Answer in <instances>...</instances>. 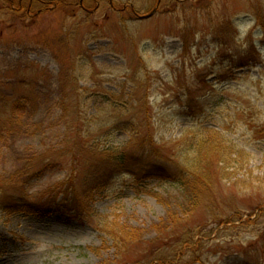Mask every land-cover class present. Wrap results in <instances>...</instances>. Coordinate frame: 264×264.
<instances>
[{
    "label": "rangeland",
    "instance_id": "rangeland-1",
    "mask_svg": "<svg viewBox=\"0 0 264 264\" xmlns=\"http://www.w3.org/2000/svg\"><path fill=\"white\" fill-rule=\"evenodd\" d=\"M41 1L24 16L0 0V190L55 199L86 171L64 148L117 150L135 128L170 170L210 134L215 180L192 212L156 168L79 211L0 205V264H264V0H162L149 19L158 0Z\"/></svg>",
    "mask_w": 264,
    "mask_h": 264
},
{
    "label": "trees",
    "instance_id": "trees-1",
    "mask_svg": "<svg viewBox=\"0 0 264 264\" xmlns=\"http://www.w3.org/2000/svg\"><path fill=\"white\" fill-rule=\"evenodd\" d=\"M9 2L11 3V7L13 5L18 8L17 14L21 13L24 16H28L29 13H34L35 5L41 3V0H30L28 2V7L25 6L27 0H20L19 2H17V0H9ZM55 3L60 9L67 6L63 0H55ZM254 50L252 46L250 52ZM249 53L246 54V62L241 65L240 69H245L250 66V60L248 59ZM134 126L136 127V124H134ZM137 127H139L138 124ZM131 131L138 136L125 147L117 148V150L113 147L100 148L95 145L83 146L78 144L77 146L75 145L76 147L69 146V148H64V150L78 151L79 155L85 158L84 164L86 171L80 185L77 184L78 177L75 171L72 173L69 180L63 184L65 188H62L61 193L56 195L57 197H55V199L50 198L47 199L46 202L40 204L31 202L25 192H21L22 195L20 196H8L4 188H1L0 205H2L4 211L8 213L45 216L51 214L55 210L60 211L59 209H61V207H63L62 210L66 212L79 211L92 201V196L96 191L107 187L108 182L114 177L120 175H133L137 180H140L141 178L139 175L147 178L148 176L146 177L144 174L156 168V170L161 172H169L170 175L167 178L173 180L180 188L179 190H181L182 199L185 200L183 207L189 210V212L199 209L203 204V188L209 189L212 185V181L215 180V178L212 177L215 160H210L211 157H209L207 162H203L202 157L203 146L206 145L205 143H207V147L210 145L212 146L211 139L208 137L210 134L207 135V138L204 140L205 143H203V140L199 142L197 140L195 141V143H197V157H191V155H189L185 162L176 164V167L170 170L165 168L160 169L161 166L157 164V161L165 160V156L161 154L162 151L154 142V139L150 137L140 139L139 128H135ZM198 148L201 151L200 154L198 153ZM226 162H228V158L224 162L222 160L219 161V165ZM60 195H62V205L57 209V199ZM173 222L177 223V220ZM179 222H182V220ZM119 239L121 240L122 238ZM196 241V237H193L191 243L192 247L197 244ZM160 262L161 264H170L166 261Z\"/></svg>",
    "mask_w": 264,
    "mask_h": 264
},
{
    "label": "flooded vegetation",
    "instance_id": "flooded-vegetation-1",
    "mask_svg": "<svg viewBox=\"0 0 264 264\" xmlns=\"http://www.w3.org/2000/svg\"><path fill=\"white\" fill-rule=\"evenodd\" d=\"M160 3H161V0H160Z\"/></svg>",
    "mask_w": 264,
    "mask_h": 264
},
{
    "label": "water",
    "instance_id": "water-1",
    "mask_svg": "<svg viewBox=\"0 0 264 264\" xmlns=\"http://www.w3.org/2000/svg\"><path fill=\"white\" fill-rule=\"evenodd\" d=\"M148 17H150V16H148ZM148 17H147V18H148Z\"/></svg>",
    "mask_w": 264,
    "mask_h": 264
}]
</instances>
